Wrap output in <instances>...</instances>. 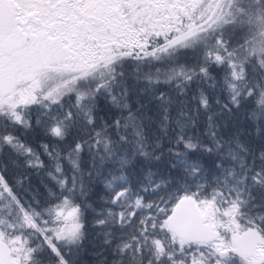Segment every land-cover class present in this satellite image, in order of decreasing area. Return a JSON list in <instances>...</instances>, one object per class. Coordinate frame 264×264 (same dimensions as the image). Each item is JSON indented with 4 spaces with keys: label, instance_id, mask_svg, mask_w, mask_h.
I'll list each match as a JSON object with an SVG mask.
<instances>
[{
    "label": "snow or ice",
    "instance_id": "6c2138e0",
    "mask_svg": "<svg viewBox=\"0 0 264 264\" xmlns=\"http://www.w3.org/2000/svg\"><path fill=\"white\" fill-rule=\"evenodd\" d=\"M0 264H264V0H0Z\"/></svg>",
    "mask_w": 264,
    "mask_h": 264
}]
</instances>
